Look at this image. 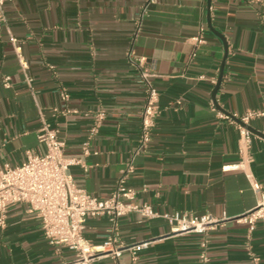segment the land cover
I'll use <instances>...</instances> for the list:
<instances>
[{
    "label": "crops",
    "instance_id": "0c3cea01",
    "mask_svg": "<svg viewBox=\"0 0 264 264\" xmlns=\"http://www.w3.org/2000/svg\"><path fill=\"white\" fill-rule=\"evenodd\" d=\"M146 2L6 3V19H0V166L40 152L38 132L46 122L65 142V155L82 158L70 167L78 187L105 198L126 176L136 201L158 213L119 220L123 244L150 241L135 264H201L202 235L171 234L164 215L175 212L227 217L207 235L208 264H264L263 222L250 234L239 220L257 205L252 182L264 191V115L241 120L264 112V0H156L143 12ZM213 29L227 41L226 58ZM129 53L154 73L160 94L145 148H139V135L146 93ZM100 110L106 116L83 155ZM110 228L107 216L89 218L84 235L100 245ZM74 257L48 242L28 204L9 207L0 226V264H63ZM95 264L116 262L104 256ZM120 264H133L130 252L122 253Z\"/></svg>",
    "mask_w": 264,
    "mask_h": 264
},
{
    "label": "built area",
    "instance_id": "2783aa9c",
    "mask_svg": "<svg viewBox=\"0 0 264 264\" xmlns=\"http://www.w3.org/2000/svg\"><path fill=\"white\" fill-rule=\"evenodd\" d=\"M12 0H0V19L5 20L6 3ZM156 0H147L143 12ZM16 44L17 39L11 37ZM200 40V39H199ZM17 48V47H16ZM129 60L139 68L140 82L145 88V101L140 112L141 127L139 148H145L151 141L152 131L158 115L159 91L152 81L154 73L143 67L142 60H137L129 53ZM25 67V62L21 60ZM27 82L31 78L27 77ZM4 86H10V78L3 80ZM69 98L67 92L63 93ZM264 115V112H250L241 120L247 122L251 117ZM106 112L96 113L87 139L83 142L82 152H90V141L99 131ZM247 134L246 128L242 130ZM38 141L42 147L40 152L29 151L24 162L11 166H0V226H5L10 206L18 203L28 204L30 210L39 218L43 234L51 245L64 246L73 251L75 257L63 264H95L104 256L114 258L120 264L124 251L131 254L133 264L137 262L138 253L147 248L150 241L125 245L119 239L118 223L122 216L139 213L144 217H154L158 213L148 203L136 201V191L126 185V176L118 181L110 196L102 198L78 187L73 179L70 167L83 163L80 157L65 155V142L59 138L56 129L43 122L38 132ZM252 188L257 192V205L239 218L248 224L251 234L259 221L264 224V191L261 184L254 180ZM107 216L111 223L109 235L100 245L90 243L84 235L85 223L89 218ZM171 224V234L199 233L202 235L200 261L209 263L208 233L215 229L227 217H215L212 214L201 215L173 214L164 215Z\"/></svg>",
    "mask_w": 264,
    "mask_h": 264
},
{
    "label": "water",
    "instance_id": "95a60500",
    "mask_svg": "<svg viewBox=\"0 0 264 264\" xmlns=\"http://www.w3.org/2000/svg\"><path fill=\"white\" fill-rule=\"evenodd\" d=\"M208 4H209V5L211 4V0H208ZM213 31H214L215 34H217V35L222 39V41H223V43H224L225 51H226V53H225V58H226L227 53H228L227 41H226L225 37L223 36V34L217 32V31L214 30V29H213ZM224 65H225V60L223 61L222 65H221V70H220L219 79H218L217 85H216V87H215V89H214V98H215V94H216V92H217V90H218V88H219V86H220L221 79H222V77H223ZM238 121H240V120L238 119ZM245 126H246V125H245ZM247 128L250 129L249 126H247Z\"/></svg>",
    "mask_w": 264,
    "mask_h": 264
}]
</instances>
